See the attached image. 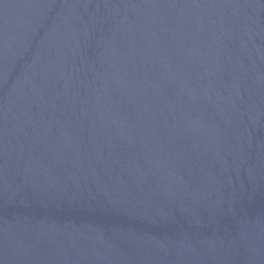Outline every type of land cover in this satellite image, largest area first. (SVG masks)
<instances>
[{
	"label": "water",
	"instance_id": "water-1",
	"mask_svg": "<svg viewBox=\"0 0 264 264\" xmlns=\"http://www.w3.org/2000/svg\"><path fill=\"white\" fill-rule=\"evenodd\" d=\"M0 264H264V0H0Z\"/></svg>",
	"mask_w": 264,
	"mask_h": 264
}]
</instances>
